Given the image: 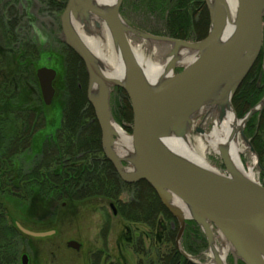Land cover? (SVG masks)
I'll use <instances>...</instances> for the list:
<instances>
[{
	"label": "water",
	"instance_id": "obj_1",
	"mask_svg": "<svg viewBox=\"0 0 264 264\" xmlns=\"http://www.w3.org/2000/svg\"><path fill=\"white\" fill-rule=\"evenodd\" d=\"M121 2L122 0L117 1L111 18L105 17L99 8L77 0H67L60 15L63 40L81 59L88 74L86 97L94 109L99 124L105 157L123 181L145 180L162 204L179 221L182 230L186 218L175 213L170 207L169 202L173 196L193 210L195 216L189 219H194L201 227L203 226L206 236L209 223L222 233L239 253L238 258L246 264H264V187L254 182L217 176L188 165L170 154L163 142L167 130L175 131L179 138L183 135L189 116L204 105L221 83H227L230 96L233 95L259 56L262 46L264 72L262 43L264 0H239L234 30L229 39L214 50L202 52L193 63L182 68L178 74L172 75L152 92L144 89L134 66L130 63L129 45L119 16ZM206 5L208 7L207 3ZM81 11L101 15L107 20L129 63L127 85L116 83L114 86L125 90L133 113L130 127L137 155V173L132 178L123 173L120 159L116 158L109 148L108 143L114 140L110 126V92L103 91L99 102L92 104L89 97L92 81L91 60L78 36L66 24L70 16ZM209 15V30L202 40L189 42L168 37H147L187 49L200 50L211 42L221 28L223 16L221 10L218 8L214 17L210 11ZM170 68H173V64ZM56 75V70L51 67L42 66L35 71L44 106H49L53 101L55 94L53 82ZM263 105L264 97L245 114L243 117L245 125L251 115L261 110ZM113 212L115 213L114 209ZM15 225L28 237L43 238L55 233V230L33 231L17 221ZM66 246L77 250L80 244L70 240ZM181 254L189 259L185 252L181 251ZM27 263L28 256L24 253L21 255V264ZM214 264L223 263L215 258Z\"/></svg>",
	"mask_w": 264,
	"mask_h": 264
},
{
	"label": "trees",
	"instance_id": "obj_2",
	"mask_svg": "<svg viewBox=\"0 0 264 264\" xmlns=\"http://www.w3.org/2000/svg\"><path fill=\"white\" fill-rule=\"evenodd\" d=\"M39 1L41 6L57 7L58 10L59 1L63 0ZM3 3L23 4V1L0 0L3 34L0 39V264L16 262V243L25 236L15 224L8 222L1 198L10 196L27 202L34 191L54 207L61 200L79 202L102 197L113 202L116 213L129 222H145L151 229L157 226L163 229L164 222H168L164 239L169 247L159 256L158 264H193L175 248L177 222L153 189L143 180L133 184L123 183L104 157L99 124L86 99L87 75L81 60L69 48H65L67 100L60 130L55 140L43 146L34 165L24 171L19 157L30 149L32 136L42 128L44 121V104L35 77L36 57L40 48L29 38L30 27L28 29L23 25V19L28 14L23 13L5 21L1 8ZM150 3L170 9L169 33L172 37L186 39L192 27H202L201 30L207 27L208 17L203 0H173L171 5L168 0H151ZM196 11L199 14L194 22ZM259 72L260 59L250 68L233 96L232 104L240 116L253 107L263 94V87L258 84ZM121 109L125 117L131 116L128 114L129 102ZM258 115L259 120H263V124L257 122L258 125L260 123L258 132L250 130L257 121L256 117L248 121L246 129L249 128L253 148L264 172V105ZM126 190L135 191L137 197L124 202L120 195ZM142 196L145 198L140 201L139 197ZM160 216L162 220H159ZM186 230L190 232V225ZM106 231V228L102 230L103 238ZM140 248L143 249L142 245Z\"/></svg>",
	"mask_w": 264,
	"mask_h": 264
},
{
	"label": "rangeland",
	"instance_id": "obj_3",
	"mask_svg": "<svg viewBox=\"0 0 264 264\" xmlns=\"http://www.w3.org/2000/svg\"><path fill=\"white\" fill-rule=\"evenodd\" d=\"M22 1L23 4L3 3V6L1 7L3 8V18L6 21L14 19L23 13L28 14V16H24L23 25L25 24L28 29L30 27V31H28L29 38L32 39V43L36 44L38 48H40V53L37 55L38 57H36L37 62L35 71L38 67L45 66L54 68L57 73L53 82V86L55 88L53 101L49 106L42 105L44 114L42 128L33 134L30 149L22 153L19 157L22 160V168L26 171L29 170L34 165V162L39 158L43 146L45 144L49 145L50 142L55 140L56 134L60 130L63 108L66 105L67 100V88L65 86V48H69V46L66 45L63 40L60 23V15L65 8L67 0L59 1L58 10L57 7L51 8L49 6H41L39 0ZM168 1L169 5L173 2V0ZM150 2L151 0H122L119 10V16L124 24L142 35L143 42L148 47L149 51L152 50L154 45L164 47L167 46V43L151 39L147 36L182 39L172 37L169 33V24L171 20L170 9L167 7H157L153 4L151 5ZM203 2L208 17L207 27L205 30H201L200 28L202 27H197L198 29L192 27L188 38L182 40L196 42L206 37L210 26V15L205 0H203ZM197 14H199V11L198 13L196 11L193 15L194 22ZM1 30L2 27H0V39L3 37ZM262 43L264 44V18ZM262 47L256 61L259 59L261 60V72H259L258 75V84L263 87V94L257 103H259V101H261L264 97V83L262 85V82H264ZM180 71H182V68L176 67L173 70L172 75L178 74ZM85 72L87 75V88L89 78L86 69ZM36 85L40 95L38 83H36ZM122 93L124 95H122ZM234 94L231 95L230 98L231 105L235 111V115L239 119H242L252 107L242 116L238 115L234 105L232 104ZM126 98L128 101H126ZM126 102H129L130 104L125 90L121 87L114 86L109 95V111L111 120L120 126L121 129H123L129 136H133V131L130 127L133 122L131 104L130 111L128 113L131 114V116L125 117L126 115L122 113L121 109ZM88 104L91 106L89 102ZM91 108L93 109L92 106ZM261 110L256 111L249 118L250 120L252 117H256L255 120H257L253 129L250 130L258 132L257 129L260 127V123L263 124V120L261 119L260 121L258 115V112ZM205 117L206 116L204 114H196L192 121L193 126H189L187 131L186 128H184V132L186 131L187 135L190 136L192 143H194L193 137L200 133V123L205 120ZM248 121L245 125L243 135L250 146V152L255 155L256 162L253 165L255 179L258 184L264 187V172L260 167L259 157L253 148L252 137L248 132L249 128L246 129ZM257 122H260L259 125ZM205 129L208 132L211 130L210 121L207 126H205ZM184 132L180 138H184ZM101 139L102 136L100 131V143ZM115 139L117 140V138ZM251 148L253 149L252 151ZM101 150L105 157L102 149V143ZM206 159L211 166L218 170L220 174L228 176L227 167L222 158L210 153L206 155ZM241 161L247 170L249 165L252 166V161L244 155H241ZM120 164L123 169L131 168V163L128 162L124 156L120 158ZM138 181L126 182L122 180L125 184H133ZM135 197H137L135 191L129 190L123 191L120 195V198L124 202L133 200ZM144 198L145 197L143 196L139 197V200H144ZM1 201L5 208L6 218L10 224L14 225V222L17 221L23 227L33 231L55 230L53 235L43 238L28 236L21 237L16 243L18 252L16 262L14 264H21V255L24 253L28 256L27 264H158L159 256L166 252L169 247L166 239H164V236L168 231H165L168 227V222H164L165 226L163 229H160L158 226L151 229L145 222H129L117 214L115 209V213L113 212V209L110 206L112 205L113 208H115L113 202L102 197H95L79 202L61 200L58 201L57 206L54 207L50 205V201L47 202L44 198L39 196L37 191H34V194L27 202L10 196H3ZM164 208L177 222L174 246L178 252L180 254L181 251L185 252L188 258L192 261L186 257L185 259L193 264H208L209 259L207 254L209 245L205 230L197 221L189 218L185 219V225L182 230L179 221L165 206ZM159 220H162L161 216L159 217ZM189 225L190 232H187L186 229ZM105 228L107 231L104 240L102 230L104 231ZM70 240L78 242L80 244L79 249L75 250L67 247L66 243ZM216 244L219 248L221 247L220 240H217ZM141 245L143 247L142 250L140 248ZM241 263L246 264L242 259L236 257L234 254L229 253L226 257V264Z\"/></svg>",
	"mask_w": 264,
	"mask_h": 264
},
{
	"label": "bare ground",
	"instance_id": "obj_4",
	"mask_svg": "<svg viewBox=\"0 0 264 264\" xmlns=\"http://www.w3.org/2000/svg\"><path fill=\"white\" fill-rule=\"evenodd\" d=\"M77 1L91 4L104 12L105 17L111 18L118 0ZM206 3L212 17L218 8L223 16L219 33L200 50L187 49L166 42L168 47L154 45L149 51L143 42L142 35L127 27L120 18L129 45L130 63L134 66L139 81L145 90L152 92L172 76L176 67L186 68L202 52L214 50L229 39L234 30L239 0H206ZM263 18L264 16L262 17V27ZM66 24L78 36L91 60L92 81L89 97L92 104L99 102L103 91L111 92L116 83L126 86L129 76V63L117 41V37L111 32L107 20L101 15L81 11L70 16ZM172 64L173 68L171 69ZM230 98L227 83H221L204 105L189 116L184 126L186 131L189 126H193L192 121L196 114L206 116L205 120L200 123V133L193 137L194 143L186 131L184 138H179L176 132L171 130H167L163 142L170 154L188 165L217 176L257 183L253 172V165L256 162L255 155L250 152V146L243 135L245 121L235 115ZM209 121L211 122V130L208 132L205 126ZM110 126L114 140L108 143L109 148L116 158L120 159L124 156L131 163L130 169H123L122 171L128 178H132L137 173V155L133 138L112 120ZM210 153L225 161L228 176L220 174L215 167L209 164L206 155ZM241 155L252 161V166L249 165L248 170L241 161ZM169 204L175 213L184 218L195 216L193 210L175 196L172 197ZM207 225L208 264H214L215 258L226 264V257L229 253L240 257L231 243L215 226L209 223ZM202 228L205 230L203 226ZM217 240L221 241L220 248L216 244Z\"/></svg>",
	"mask_w": 264,
	"mask_h": 264
},
{
	"label": "flooded vegetation",
	"instance_id": "obj_5",
	"mask_svg": "<svg viewBox=\"0 0 264 264\" xmlns=\"http://www.w3.org/2000/svg\"><path fill=\"white\" fill-rule=\"evenodd\" d=\"M249 72V71H248ZM247 75V74H246Z\"/></svg>",
	"mask_w": 264,
	"mask_h": 264
}]
</instances>
